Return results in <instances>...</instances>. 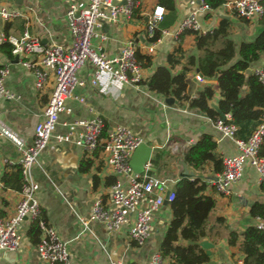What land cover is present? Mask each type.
I'll list each match as a JSON object with an SVG mask.
<instances>
[{
	"label": "crops",
	"instance_id": "obj_1",
	"mask_svg": "<svg viewBox=\"0 0 264 264\" xmlns=\"http://www.w3.org/2000/svg\"><path fill=\"white\" fill-rule=\"evenodd\" d=\"M174 1L176 19L167 28V32L154 42L151 53L145 48V15L157 5L156 0H139L140 18H120L118 22L105 26L102 30L105 40L93 39L92 44L99 47L106 58H113L125 44L132 42L141 55L151 58V65L142 71L145 81L157 67L167 66V56L176 48L180 47L184 57L196 53L193 34L174 37L180 22L192 13H196L205 32L217 28L221 19L229 20L228 39L237 44L253 42L263 29L257 21L248 22L236 17L224 4L216 10L199 12V0ZM228 1L231 0H226ZM85 5L86 0H22L21 4L18 0L17 3L13 0H0V8L20 13L17 18L9 21L0 18V35H5L6 32L5 36L18 37L27 30L45 46L54 43L67 49L70 46V36L66 12L71 6L81 9ZM26 60L36 62L37 56L29 55ZM182 64L183 61L176 65L173 73H178ZM1 65H8L9 73L4 86L14 95L13 99L0 100V217L7 219L14 215L21 196L19 190L5 187L2 178L5 174L14 172V167L18 166L20 149L32 144L33 128L41 119L48 102L53 76L46 70V83L42 89L37 90L32 74L19 64L18 59L15 61L13 57L9 60L0 53ZM257 68L264 69V56L250 64L246 73L252 74ZM93 69V66L86 64L78 71V78L85 83L74 94L83 99V102L67 100L65 105L71 109V114H60V122L71 123L99 116L104 121L106 133L116 125L127 127L152 149L151 163L155 153H159L158 162L156 165L152 163L150 172L163 175L157 178L164 181L177 182L180 179L183 173L181 157L202 134H209L214 138L215 153L222 160L236 154L234 144L221 138L207 115L180 106L175 100L172 105H167L165 98L149 91L147 85L141 83L138 88H134L119 84L106 74L100 76L96 87H92L86 79L92 75ZM197 75L200 76V73L196 69L187 74V93L195 98L205 85H212L215 94L210 105L217 106L220 97L216 82H198L195 78ZM66 131L65 127L59 125L56 134H65ZM80 131L79 128L75 130L72 140ZM3 160L10 164L3 163ZM37 163L32 174L39 186L36 198L41 215L65 243L70 264H146L154 253L159 252V245L172 219L169 204H162L153 214L149 236L142 245L136 244L128 235L134 215L128 217V222L117 233H109L103 224L89 220L93 203L100 200L104 207L110 208L111 186L115 181L123 182L105 164L101 149L88 153L73 142L50 139L38 156ZM187 170L207 182L205 195L211 196L216 202L208 221L210 236L200 239L199 243L210 244L208 249L200 246L209 256V261L205 264H244L239 250L241 239L236 246H229L227 234L229 231L242 233L246 227L255 226L258 222L259 218H253L249 214L254 202L264 205V192L256 170L249 165L245 166L241 179L231 187L228 195L217 193L213 188L212 181L217 174L212 172V163L206 164L201 171ZM9 180L14 182L12 178ZM145 207L146 202H141L139 209ZM216 218H222L224 223H215ZM80 219L87 221L86 227ZM31 225L29 220L21 223L19 249L13 253H0V264H46L38 256L36 245L28 238Z\"/></svg>",
	"mask_w": 264,
	"mask_h": 264
},
{
	"label": "built area",
	"instance_id": "obj_2",
	"mask_svg": "<svg viewBox=\"0 0 264 264\" xmlns=\"http://www.w3.org/2000/svg\"><path fill=\"white\" fill-rule=\"evenodd\" d=\"M137 6H139L137 0H86V5L81 9L71 6L66 12L70 36V46L67 49L54 43L45 46L27 30L18 37L0 35V44L7 42L12 46L11 54L17 56L19 64L30 71L37 90L42 89L46 83L48 73L46 70L53 76V87L48 102L42 111L41 119L33 128L32 144L20 149V160L17 165L20 167L22 179L21 198L13 216L7 219L0 217V253H13L19 249L21 245L19 227L27 218L26 220L35 224L40 231V241L36 245L38 256L46 264H70L65 243L59 239L57 231L41 215L36 198L39 186L32 174L33 167L38 164V156L50 139H55L57 142H73L88 153H94L101 147L105 164L123 179V182L115 181L111 186L110 208L104 207L100 200H96L90 211L89 220L103 224L109 233L119 232L128 222V217L134 215L135 219L128 235L136 244L142 245L149 236L153 214L161 207L164 200L167 204L172 202L174 198L172 191L165 199L167 191L165 181L149 174L152 170L150 160L144 164L141 174L133 173L129 164L130 159L143 141L127 127L116 125L104 138H101L105 125L99 116L71 123L59 121L60 114H71V109L65 105L67 100L83 102V99L76 97L74 93L85 83L78 78L77 73L86 64L94 68L92 75L86 79L92 87H96L103 74L119 84L134 88H138L143 82V67L136 58L137 50L132 42L125 44L119 54L113 58H106L99 47L92 44L93 39L105 40V34L102 32L105 26L118 22L120 18H132V12ZM224 6L236 17L248 22H258L264 13V0H231L224 3ZM209 10L203 0H199L198 11ZM164 14L163 7L156 5L145 15L146 37L153 36L154 29ZM19 15L16 10L0 8V18L4 21L12 20ZM166 32L164 30L162 34ZM184 32L206 33L196 13H192L180 22L174 37L178 38ZM153 46L154 43H147L145 48L151 53ZM29 55L37 56V61L26 60ZM8 73V65H1L0 100L14 98L4 86ZM252 74L264 84L263 68L254 69ZM195 78L198 82L205 81L199 75ZM229 121L228 114H225L223 119L212 121L213 128L221 138L230 140L236 149L234 156L222 160L223 169L212 181L216 192L223 195L230 193L231 187L241 179L247 165L256 170L260 181L264 180V159L258 156V149L264 136V114L246 139L236 136L237 128ZM59 125L67 129L65 134H56ZM77 128L81 131L72 140ZM3 163L10 164L7 160H3ZM143 201L146 202V207L139 209ZM80 222L84 227L87 226V221L80 219ZM255 227L263 230L264 221L258 219ZM146 264H171V262L160 252H156Z\"/></svg>",
	"mask_w": 264,
	"mask_h": 264
},
{
	"label": "trees",
	"instance_id": "obj_3",
	"mask_svg": "<svg viewBox=\"0 0 264 264\" xmlns=\"http://www.w3.org/2000/svg\"><path fill=\"white\" fill-rule=\"evenodd\" d=\"M139 1V0H137ZM157 5L163 7L165 14L154 29L152 37H146L147 43L156 42L175 21V1L156 0ZM210 10L221 7L226 0H203ZM137 6L132 16L140 18ZM259 25L263 29L255 40L250 43L237 44L228 39L230 21L223 18L217 28L205 34L184 32L195 36V54L184 57L180 47L167 56V66L157 67L143 85H148L149 91L163 98H173L180 106H186L207 115L211 121L220 119V114L230 116L229 123L237 128L236 136L246 139L257 126L264 114V84L254 74L246 73L250 64L257 62L264 56V13ZM5 35L7 33L5 32ZM12 46L5 42L0 44V53L12 60ZM136 58L143 68L151 65V58L136 51ZM183 61L181 70L173 73L176 65ZM1 68V66H0ZM198 69L200 76L207 81H215L219 93L217 107L219 113L210 107L215 90L212 85H205L195 98L187 93L186 76L189 72ZM106 136L103 130L101 138ZM98 149H101L99 147ZM216 142L209 134H202L181 157L183 163L191 171H201L208 163H212V172L222 171V159L216 153ZM258 156L264 159V136L258 149ZM160 155L155 153L151 160L157 164ZM88 165V164H87ZM13 179L15 185L10 182ZM5 187L21 190L22 179L20 167H14V172L5 174L2 178ZM208 184L201 176L180 177L174 188L172 202L169 203L172 219L169 222L165 235L159 245V252L170 260L171 264H205L209 256L200 247V239L210 236L208 226L209 217L216 207L215 200L205 195ZM264 192V180L261 181ZM249 214L253 218L264 219V205L254 202ZM215 223L223 224L222 218H216ZM28 238L32 244L40 241V231L35 224L28 230ZM241 239V241H240ZM240 241L239 250L243 255L244 264H264V229L259 230L254 225L246 227L239 233L229 231L227 243L236 246Z\"/></svg>",
	"mask_w": 264,
	"mask_h": 264
},
{
	"label": "water",
	"instance_id": "obj_4",
	"mask_svg": "<svg viewBox=\"0 0 264 264\" xmlns=\"http://www.w3.org/2000/svg\"><path fill=\"white\" fill-rule=\"evenodd\" d=\"M13 1H15L17 3V0H13ZM21 1L22 0H20V2H19V0H18V3L21 4ZM14 60L17 61V56L14 57ZM196 72L199 73V70L196 69ZM164 102L167 105H172L174 102V99L173 98H165ZM210 107L219 113L218 107L215 104H211ZM220 117L223 119L224 115L220 114ZM151 153H152V149L149 146H147L144 142L138 146V148L133 152L132 157L130 159V163H129L133 173L141 174L143 172V166L146 162H148L151 159ZM180 165L183 168V173L180 175V177L184 178V177L193 176L192 173L188 172L187 167L183 162H180ZM175 184H176V182L171 181V180L165 181V185L167 187L165 199L167 198L169 192L174 188ZM163 204L167 205V202L164 200ZM26 219L27 218H25V220ZM200 246L203 249L210 248V244H208V243H201Z\"/></svg>",
	"mask_w": 264,
	"mask_h": 264
},
{
	"label": "rangeland",
	"instance_id": "obj_5",
	"mask_svg": "<svg viewBox=\"0 0 264 264\" xmlns=\"http://www.w3.org/2000/svg\"><path fill=\"white\" fill-rule=\"evenodd\" d=\"M150 173H151V172H150ZM151 175H153L154 178L162 177V176H163V175H157V174H155V173H153V172L151 173Z\"/></svg>",
	"mask_w": 264,
	"mask_h": 264
}]
</instances>
